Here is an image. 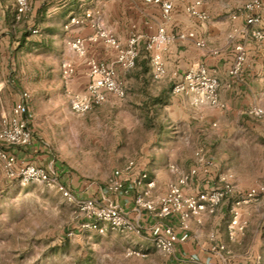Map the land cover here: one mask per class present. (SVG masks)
<instances>
[{
  "label": "crops",
  "instance_id": "0c3cea01",
  "mask_svg": "<svg viewBox=\"0 0 264 264\" xmlns=\"http://www.w3.org/2000/svg\"><path fill=\"white\" fill-rule=\"evenodd\" d=\"M172 1L174 11L166 24L167 31L175 34L193 31L198 39L207 41L212 52L198 48L189 40H177L164 52L167 75L155 80L145 40L163 24L160 6L146 4L144 0H31L30 11L18 20L15 3L0 0V73L4 74L0 76V113L11 116L22 94L28 92H20L15 80H11L13 84L8 82V75L12 77L17 69L24 72L23 78L28 84H43L48 106L71 112L72 95L84 92L89 79L86 60L71 50L68 41L89 38L94 29L89 23L70 29L65 26L85 11H98L122 45L127 44L132 34L142 36L136 67L129 71L118 68V79L128 93L124 101L138 104L146 112L159 107V131L149 144H145L143 156L129 160L126 165L135 161L137 172H147L150 179L155 180V198L164 195L168 185L178 179V175L171 173L170 166L176 165L180 172H188L200 150L214 161V167L208 176L200 173L194 177L188 193L204 190L208 187L207 180H210V186H214L221 173H232L236 194L225 200L214 215L203 216L201 223L191 220L190 239L176 243L175 255L182 259L188 256L224 260L229 258L227 252L214 251L213 247L223 245L216 233L221 228L229 229L234 198L249 190L251 181L264 183V175H259L264 172V119L258 120L247 114L255 106L264 109V41L256 43L250 36L254 27L247 25L250 14L245 10L249 0H202L201 9L209 15L205 23H197L185 11L186 6L196 0ZM262 3L260 27L264 28V0ZM235 14H238L237 19L232 18ZM31 29L38 32L33 33ZM235 30L239 33L236 34ZM233 34L236 37L231 39ZM237 42L244 44L247 58L240 74L232 75ZM88 47L91 58L110 62L116 57V50L103 42ZM65 61L72 62L76 68L69 83L62 78ZM199 64H205L209 73L218 78L219 99L226 108L194 106L187 97L173 92L174 85L186 72ZM116 99L109 96L104 104ZM29 107L32 114L29 127L34 137L35 114L31 95ZM47 169L55 174L52 167ZM135 193L133 190L127 195L111 194L105 190L99 192L98 198L100 202L117 205L146 229L141 236L120 233L133 238L140 247L138 250L146 252L155 249L148 233L151 226L163 222L178 228L179 224L176 217L161 219L146 210L139 212L134 202Z\"/></svg>",
  "mask_w": 264,
  "mask_h": 264
},
{
  "label": "rangeland",
  "instance_id": "374dc122",
  "mask_svg": "<svg viewBox=\"0 0 264 264\" xmlns=\"http://www.w3.org/2000/svg\"><path fill=\"white\" fill-rule=\"evenodd\" d=\"M12 75L9 84L13 79L20 92L30 93L35 121L32 143L11 150L24 163L52 167L78 200L100 201L99 192L107 191L112 178L124 176L126 163L142 157L145 144L158 134L159 107L146 112L138 104L116 99L78 116L48 106L43 84H28L24 72L17 69ZM258 184L264 183L254 180L248 187ZM240 211L247 220L244 233L233 238L228 228L216 233L228 259H182L152 248L145 256H129V248L140 249L133 238L84 228L89 220L57 188L11 180L0 164V264H264V198Z\"/></svg>",
  "mask_w": 264,
  "mask_h": 264
},
{
  "label": "built area",
  "instance_id": "2783aa9c",
  "mask_svg": "<svg viewBox=\"0 0 264 264\" xmlns=\"http://www.w3.org/2000/svg\"><path fill=\"white\" fill-rule=\"evenodd\" d=\"M17 7V18L22 20L31 9V0H12ZM146 4L161 7L163 24L157 32L145 40V49L150 54L151 66L155 80H161L167 75L164 52L169 45L180 41H191L198 48L209 51L205 39H198L195 32L170 33L166 24L172 19L174 3L172 0H144ZM202 0H196L188 4L186 13L197 23H205L209 15L201 9ZM263 9L262 0H249L245 10L249 12L246 20L248 26L254 27L250 36L256 43L264 41V28L260 27L262 18L259 12ZM257 12V13H256ZM238 18V14L232 16ZM89 23L94 29V34L89 38H76L68 41V46L80 58L86 60L88 66V83L84 92L72 95L71 113L84 115L96 107L104 104L109 96L123 100L128 93L124 84L118 79V68L129 71L136 67L141 50L139 44L142 36L132 34L126 45H122L113 31L109 29L98 11L88 10L82 16L71 19L65 26L70 29L73 26L82 27ZM37 33V30H32ZM235 33H239L235 30ZM234 33V34H235ZM231 35L234 39L236 35ZM103 42L106 46L116 50V57L110 61H100L88 56L89 44ZM235 60L230 73L238 75L246 62L247 53L243 43H236ZM212 52V51H209ZM217 53V52H215ZM76 73L75 65L70 61L62 64V78L69 83ZM219 80L209 73L205 64L191 67L182 80L178 81L173 92L187 97L194 106H210L213 108H226V104L219 99ZM30 93L24 92L20 101L14 106L13 114L0 113V164L7 178L19 180L22 183L39 182L57 188L64 197L74 202L89 222L84 228L96 229L100 233L108 230L119 233L143 235L146 230L142 225L130 219L117 205L100 202L94 199L78 200L69 189L65 188L57 179L51 169H43L19 160L11 148L27 147L32 143L33 132L29 127L32 114L29 107ZM247 114L255 119H264V109L255 106L248 110ZM135 161H130L125 169V175L112 178L107 185V192L111 194L127 195L136 191L134 202L140 212L146 210L149 214L164 219L176 217L178 228L163 222L155 223L148 229L150 240L154 248L165 256L176 254V243H184L190 239V222L195 219L202 222L205 215H214L220 205L229 197L236 194L237 189L233 182L232 173H221L217 177V183L210 186V180L204 190L190 194L187 192L191 180L200 173L209 175L214 167V161L207 158L200 150L196 152V162L188 172H180L178 166L171 165L170 171L178 175V179L168 185L167 191L161 197L155 198L153 191L156 188L155 180H151L147 172H137ZM264 195V184H258L249 190L236 195L231 209L232 220L229 225L231 238L238 233H244L247 220H244L240 209L242 206L257 201ZM214 251L225 250V246H214ZM129 256H145L144 251L129 248ZM208 264H217L209 262Z\"/></svg>",
  "mask_w": 264,
  "mask_h": 264
}]
</instances>
